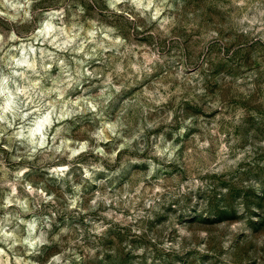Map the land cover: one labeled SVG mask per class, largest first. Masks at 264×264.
Returning a JSON list of instances; mask_svg holds the SVG:
<instances>
[{"label":"clouds","instance_id":"1","mask_svg":"<svg viewBox=\"0 0 264 264\" xmlns=\"http://www.w3.org/2000/svg\"><path fill=\"white\" fill-rule=\"evenodd\" d=\"M0 264H264V0H0Z\"/></svg>","mask_w":264,"mask_h":264}]
</instances>
